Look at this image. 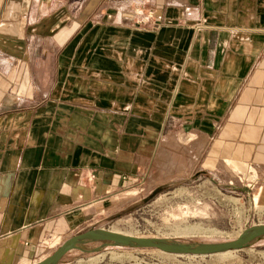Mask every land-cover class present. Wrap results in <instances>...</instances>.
Listing matches in <instances>:
<instances>
[{
    "label": "crops",
    "instance_id": "1",
    "mask_svg": "<svg viewBox=\"0 0 264 264\" xmlns=\"http://www.w3.org/2000/svg\"><path fill=\"white\" fill-rule=\"evenodd\" d=\"M191 154L264 202V0H0V264Z\"/></svg>",
    "mask_w": 264,
    "mask_h": 264
},
{
    "label": "rangeland",
    "instance_id": "2",
    "mask_svg": "<svg viewBox=\"0 0 264 264\" xmlns=\"http://www.w3.org/2000/svg\"><path fill=\"white\" fill-rule=\"evenodd\" d=\"M175 157L177 164L188 163L181 153ZM195 162L191 154L189 168L174 165L164 176L119 189L97 203L87 221L71 234L102 227L184 243L221 242L250 225L264 223V202L254 201L256 187L247 166L228 159ZM84 247L93 251L73 248L57 264H264V235L242 249L211 255H177L100 242Z\"/></svg>",
    "mask_w": 264,
    "mask_h": 264
},
{
    "label": "water",
    "instance_id": "3",
    "mask_svg": "<svg viewBox=\"0 0 264 264\" xmlns=\"http://www.w3.org/2000/svg\"><path fill=\"white\" fill-rule=\"evenodd\" d=\"M264 235V223L250 225L230 240L221 242H180L173 239L155 236H136L121 233L102 227L89 228L65 238L50 254L33 264H57L62 256L73 248L83 252L93 249L84 247L85 244L100 242L101 244H123L136 247L155 248L166 253L177 255H211L232 250L242 249L253 240Z\"/></svg>",
    "mask_w": 264,
    "mask_h": 264
},
{
    "label": "bare ground",
    "instance_id": "4",
    "mask_svg": "<svg viewBox=\"0 0 264 264\" xmlns=\"http://www.w3.org/2000/svg\"><path fill=\"white\" fill-rule=\"evenodd\" d=\"M259 192V191H258ZM127 193V192H126ZM254 201H258V195L256 193H254ZM168 239V238H167ZM229 252V251H228ZM228 252H224V253H228ZM223 254V253H222Z\"/></svg>",
    "mask_w": 264,
    "mask_h": 264
}]
</instances>
